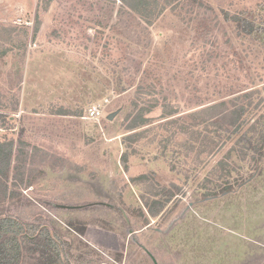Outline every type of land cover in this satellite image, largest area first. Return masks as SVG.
<instances>
[{
	"label": "rangeland",
	"instance_id": "374dc122",
	"mask_svg": "<svg viewBox=\"0 0 264 264\" xmlns=\"http://www.w3.org/2000/svg\"><path fill=\"white\" fill-rule=\"evenodd\" d=\"M18 1L0 2V23L32 25L36 0ZM109 1L54 0L24 63L9 56L7 69L3 64L2 91L9 77L21 75L22 84L11 128H0V140H16L23 129L32 144L85 168L81 174L49 173L42 188L25 190L13 203L16 211L45 215L41 223L51 233L60 240L68 236L71 264L79 255L86 263L117 264L118 252L120 264H137L146 256L142 249L157 264H264V186L235 189L206 205L205 198L191 195V180L175 209L141 229L125 210L140 205L139 190L128 184L119 163L123 137L155 126L148 101L164 106L155 110L159 117L175 104L183 111L249 90L264 95V0H180L148 27ZM225 11L258 30L239 35ZM104 99L109 102L99 120L85 119L87 109ZM51 109L80 115H54ZM151 158H131L130 164L167 170ZM211 164L198 170L197 180ZM262 173L264 181V166ZM225 202L232 206L223 208Z\"/></svg>",
	"mask_w": 264,
	"mask_h": 264
},
{
	"label": "trees",
	"instance_id": "16d2710c",
	"mask_svg": "<svg viewBox=\"0 0 264 264\" xmlns=\"http://www.w3.org/2000/svg\"><path fill=\"white\" fill-rule=\"evenodd\" d=\"M53 2L36 0L31 26L0 23V128H11L10 117L18 109L22 84L21 75L16 79L9 77L8 94L2 91L4 60L12 56L19 64L24 63L28 44H35L39 35L42 14ZM109 2L119 3L120 13L133 15L146 27L151 26L167 9L173 10L180 4V0ZM224 18L234 25L239 35L250 36L258 30L251 21L239 15L229 16L225 11ZM259 93L257 90L244 91L214 103L205 104L202 101L204 105L187 107L183 111L179 104H175L169 112L162 110L159 117L154 115L155 110L164 106L156 100L148 101L146 113L156 120L155 126L137 132L130 130L122 139L125 151L119 158L121 169L129 176L128 184L139 190L140 205L126 207L125 210L140 222L141 229L150 227L152 221L165 217L175 209L185 196L184 187L191 180L194 184L191 195L205 198L206 205L218 198L230 197L235 189L259 191L263 188L264 95L259 96ZM133 106L136 108L137 103L134 102ZM50 112L62 116L80 115V112L65 109H51ZM130 116L128 114L126 119ZM137 118L145 121L141 115ZM146 154H152L153 161L162 160L167 170L147 169L145 163L130 164L131 158L144 161ZM210 164L205 177L197 180L198 170ZM62 172L81 174L85 168L32 144L25 138L23 129L16 140H0V264H71L73 256L68 253L71 245L68 236L63 235L64 239L60 240L45 227L47 225L41 223L46 220L45 215L17 212L13 205L22 200L25 190L42 188L41 181L49 173ZM170 204L173 205L169 208ZM230 206L225 202L223 208ZM50 222L58 224L55 219H50ZM142 250L146 256L140 258L137 264H149V256L153 257V254ZM117 254V264H120L123 253ZM82 256L77 257L76 264H92L86 263Z\"/></svg>",
	"mask_w": 264,
	"mask_h": 264
},
{
	"label": "built area",
	"instance_id": "2783aa9c",
	"mask_svg": "<svg viewBox=\"0 0 264 264\" xmlns=\"http://www.w3.org/2000/svg\"><path fill=\"white\" fill-rule=\"evenodd\" d=\"M108 99H104L103 103L93 104L87 109L85 119L91 121H98L99 118L103 115V109L108 104Z\"/></svg>",
	"mask_w": 264,
	"mask_h": 264
},
{
	"label": "water",
	"instance_id": "95a60500",
	"mask_svg": "<svg viewBox=\"0 0 264 264\" xmlns=\"http://www.w3.org/2000/svg\"><path fill=\"white\" fill-rule=\"evenodd\" d=\"M7 67H8V60L5 59V61H4V69H3V70L7 69ZM119 111H120V109H118V110H117L116 112H114V113H111L110 115L107 116V119H108L109 121H112V119L114 118V116H115L116 114H118ZM150 257H151L152 263H153V264H157V262L155 261V259H154L152 256H150Z\"/></svg>",
	"mask_w": 264,
	"mask_h": 264
},
{
	"label": "crops",
	"instance_id": "0c3cea01",
	"mask_svg": "<svg viewBox=\"0 0 264 264\" xmlns=\"http://www.w3.org/2000/svg\"><path fill=\"white\" fill-rule=\"evenodd\" d=\"M17 2H19L18 0H16ZM0 2H5V0H0ZM32 3H34V2H32ZM35 4H36V2L34 3V7H33V12H32V14L34 13V11H35ZM14 5H17V4H14ZM8 6H9V4H8ZM17 7L19 8V11L21 10V7H22V5H21V7H19L18 5H17ZM16 19H18V18H12L10 21H14V20H16ZM6 21H8V20H6ZM2 22H5V20H3Z\"/></svg>",
	"mask_w": 264,
	"mask_h": 264
},
{
	"label": "flooded vegetation",
	"instance_id": "af4514ba",
	"mask_svg": "<svg viewBox=\"0 0 264 264\" xmlns=\"http://www.w3.org/2000/svg\"><path fill=\"white\" fill-rule=\"evenodd\" d=\"M150 257V256H149ZM151 258V257H150ZM151 262H152V260H151Z\"/></svg>",
	"mask_w": 264,
	"mask_h": 264
}]
</instances>
